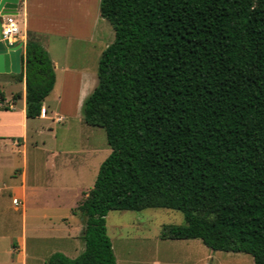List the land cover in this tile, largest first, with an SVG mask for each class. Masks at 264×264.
Returning <instances> with one entry per match:
<instances>
[{
	"label": "trees",
	"instance_id": "16d2710c",
	"mask_svg": "<svg viewBox=\"0 0 264 264\" xmlns=\"http://www.w3.org/2000/svg\"><path fill=\"white\" fill-rule=\"evenodd\" d=\"M100 13L115 38L84 120L105 129L112 151L73 208L85 249L47 264H117L108 213L146 208L183 212L163 239H201L264 264V0H101ZM22 62L13 76L35 118L56 71L33 40Z\"/></svg>",
	"mask_w": 264,
	"mask_h": 264
},
{
	"label": "rangeland",
	"instance_id": "374dc122",
	"mask_svg": "<svg viewBox=\"0 0 264 264\" xmlns=\"http://www.w3.org/2000/svg\"><path fill=\"white\" fill-rule=\"evenodd\" d=\"M58 1L59 5H64L63 11L69 12L76 23L82 22L84 28L88 27L97 9L95 0ZM105 21L113 29L111 23ZM61 28L65 29H59L61 32H71L70 26ZM114 37L115 32L112 41ZM107 38L109 40L110 37ZM103 48L105 40L91 44L79 39L70 40L65 62L85 68V71L80 72L81 75H95L96 84ZM5 81V77L0 75V90L11 98L14 92L17 93L19 83L6 84ZM82 82L75 79L74 87L69 89L70 99L74 98ZM75 102L65 101L61 112L64 120H54L57 116L47 120H30L26 140L20 139L14 145L12 140L0 139V257L24 238H27L29 257L32 258L29 264H47L51 254L63 250H67L68 253H64L74 258L85 246L82 238L84 218L80 214L76 215L77 218L71 215L73 208L94 186L100 165L112 150L105 129L87 124L82 103L77 105ZM7 118L21 123L20 114ZM13 132L18 136L23 133L20 126ZM24 170L26 178L23 177ZM22 197L26 214L21 205ZM14 198L20 201L18 210L14 208ZM72 222L78 227L70 228L71 233L77 230L76 253H71L66 247L63 249L65 245L73 243L71 240L57 238L65 234L61 227L71 226ZM51 223L56 224L52 231L48 228ZM184 223L183 212L169 208L111 210L107 215L108 234L119 249V260L122 261L128 258L131 251L126 248L131 247L137 253L145 251V258L156 260L157 264H176L180 254L169 244L159 247V236L163 226ZM209 250L211 264H254L252 255L248 253Z\"/></svg>",
	"mask_w": 264,
	"mask_h": 264
},
{
	"label": "crops",
	"instance_id": "0c3cea01",
	"mask_svg": "<svg viewBox=\"0 0 264 264\" xmlns=\"http://www.w3.org/2000/svg\"><path fill=\"white\" fill-rule=\"evenodd\" d=\"M100 1L101 0H95V7L97 9L95 13H93L90 24L85 28L83 24H81L82 22L76 23L75 19L72 18V15H70L69 12H64L65 9L63 11L64 5H59L58 0H23L20 3L19 13L15 16L20 31L17 35H15L14 38H12V41H15L16 43L23 42V53L25 52V47L29 40L40 43L48 51L56 71L55 86L50 94L45 98L41 114L35 118L47 120L57 116L54 120H64L61 112L63 111V105H65L66 100H69L71 103L77 101V103L75 102L77 105L82 103V111L84 116L85 101L91 95L98 82L96 84L94 83L95 75H81L80 72L85 71V68L81 69L79 66H73L72 64H69L71 62H68L67 64L65 61L68 53L67 47L70 40L74 41L79 39L81 41L88 42L89 44L94 43L97 40H105V48L112 42V35L115 31H112L114 28L112 29L108 24L104 23L107 19L101 16ZM52 2H54V4ZM84 16H86V14H84ZM62 26H70L71 32H61L59 29H64L61 28ZM107 37H110L109 40H107ZM105 48H103V50ZM59 72L62 76L59 74ZM0 75L5 77L6 81L4 83H16L13 74L0 73ZM76 78L82 80L83 82L82 84H79L80 86L78 87L74 98L70 99V97H68L69 89L71 86L74 87V81ZM18 83L17 84L20 87L16 92L22 93V96L18 99V101L16 103L13 102V96L15 92L11 98L7 97L6 95V100L4 102L0 101V128L2 130L0 132V139L12 140V144L14 145L20 139L26 140L29 133L28 127L30 120L34 119L28 117L26 113L25 81ZM90 89L93 90L90 91ZM2 106H9V109H4ZM18 114L21 115V123L19 124L15 122V119L7 118L9 116L15 117ZM19 126L23 132L21 134L22 136H18L13 132L16 131ZM23 177L26 178L25 170L23 172ZM22 199L23 201H21V205L23 207V212L26 214L24 197H22ZM19 207L20 205L17 206L14 204V208L16 210H18ZM71 216L73 218H77V216L73 213ZM55 226V223H51L48 225V228L50 231H52ZM73 226L78 229L74 222H72L71 226L61 227L65 234L57 238L71 240L73 243L65 245L63 249L66 247V249H69L68 251H72L71 253H76L77 246L75 243V237L77 230L71 233L70 228ZM159 237V247L163 244H169L170 247L180 254L181 257L175 261L176 264H211V254L209 247L207 246L206 248V245L201 239H163L161 238V233ZM112 244L117 258V264H157L158 262L151 258H145V251L137 253L133 251L131 247L126 248L128 250L131 249L130 253L128 254L129 256H127L128 258L125 257V260L123 259V261L119 260V249L116 248L113 242ZM28 249L27 238H24L23 240L19 241L18 244H14V246L12 245V247L5 252V255L0 257V264H29V261L32 258L29 257ZM84 249L85 246L83 250ZM63 251L66 252L67 250ZM81 252L78 251L77 255H79Z\"/></svg>",
	"mask_w": 264,
	"mask_h": 264
},
{
	"label": "water",
	"instance_id": "95a60500",
	"mask_svg": "<svg viewBox=\"0 0 264 264\" xmlns=\"http://www.w3.org/2000/svg\"><path fill=\"white\" fill-rule=\"evenodd\" d=\"M23 0H0V73L20 74L23 72V42L16 43L4 38L2 20L6 15L16 16Z\"/></svg>",
	"mask_w": 264,
	"mask_h": 264
},
{
	"label": "built area",
	"instance_id": "2783aa9c",
	"mask_svg": "<svg viewBox=\"0 0 264 264\" xmlns=\"http://www.w3.org/2000/svg\"><path fill=\"white\" fill-rule=\"evenodd\" d=\"M20 31L19 25L16 21V18L14 15H6L4 16L2 20V34L4 38L9 39V41H12V38L15 37ZM13 203L15 205H20V201L18 198L13 199Z\"/></svg>",
	"mask_w": 264,
	"mask_h": 264
}]
</instances>
